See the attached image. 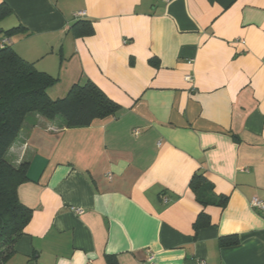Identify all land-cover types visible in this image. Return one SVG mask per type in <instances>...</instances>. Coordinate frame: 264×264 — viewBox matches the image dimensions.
<instances>
[{
    "label": "crops",
    "instance_id": "obj_1",
    "mask_svg": "<svg viewBox=\"0 0 264 264\" xmlns=\"http://www.w3.org/2000/svg\"><path fill=\"white\" fill-rule=\"evenodd\" d=\"M1 3L0 30L24 31L0 41L57 79L50 99L91 81L120 106L76 129L26 116L5 157L28 163L32 217L6 264H264V0ZM197 172L223 207L198 203Z\"/></svg>",
    "mask_w": 264,
    "mask_h": 264
},
{
    "label": "trees",
    "instance_id": "obj_2",
    "mask_svg": "<svg viewBox=\"0 0 264 264\" xmlns=\"http://www.w3.org/2000/svg\"><path fill=\"white\" fill-rule=\"evenodd\" d=\"M11 13L5 3L0 4V21ZM80 21L74 23L75 28ZM82 35L91 33L88 24H82ZM22 27L0 30V34L11 36ZM151 64L156 65L155 61ZM57 79L38 71L32 63L23 60L11 46L0 47V264H6L16 252L15 244L24 234L32 217V210L18 199V187L28 181V163L18 166L6 160V154L16 141L21 126L29 114H38L46 119L61 118L66 128L89 127L95 120L116 115L120 106L111 100L93 82L72 85L63 98L52 100L48 95ZM196 200L203 206L223 207L227 197L215 195L212 184L202 172L195 173L189 183ZM209 225V219L201 213L195 229ZM237 244L236 237L220 239L221 246ZM107 264H118L114 257H107Z\"/></svg>",
    "mask_w": 264,
    "mask_h": 264
},
{
    "label": "built area",
    "instance_id": "obj_3",
    "mask_svg": "<svg viewBox=\"0 0 264 264\" xmlns=\"http://www.w3.org/2000/svg\"><path fill=\"white\" fill-rule=\"evenodd\" d=\"M158 1H161V2H170L172 0H158ZM85 16V12L81 11V12H77L74 14V18H79V17H83ZM7 45V41L6 40H1L0 41V47H3V46H6ZM185 80L187 82H192V78L191 76L187 75L185 77ZM135 134H137V132L135 131ZM108 179H111V174L108 173L107 175ZM250 205L253 209H255L256 211H258L259 213L261 214H264V199H261L259 197H253L251 200H250ZM75 212L77 214H81L82 213V210L80 209H76ZM146 263L145 264H155L153 262V257H152V254L151 252L149 251H146ZM198 264H206L202 261H200Z\"/></svg>",
    "mask_w": 264,
    "mask_h": 264
},
{
    "label": "rangeland",
    "instance_id": "obj_4",
    "mask_svg": "<svg viewBox=\"0 0 264 264\" xmlns=\"http://www.w3.org/2000/svg\"><path fill=\"white\" fill-rule=\"evenodd\" d=\"M1 21H2V20H1ZM1 21H0V24H1V25H4V22L2 23ZM58 118H59V117H58Z\"/></svg>",
    "mask_w": 264,
    "mask_h": 264
}]
</instances>
